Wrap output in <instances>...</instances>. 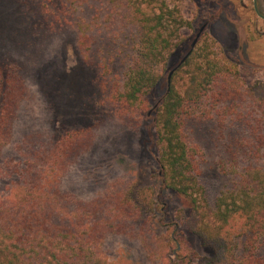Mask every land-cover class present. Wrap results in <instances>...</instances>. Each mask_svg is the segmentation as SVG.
I'll return each instance as SVG.
<instances>
[{"label":"rangeland","instance_id":"obj_1","mask_svg":"<svg viewBox=\"0 0 264 264\" xmlns=\"http://www.w3.org/2000/svg\"><path fill=\"white\" fill-rule=\"evenodd\" d=\"M135 8L148 17L172 10L183 22L168 19L172 46L156 65L160 78L129 106L118 92L145 48ZM202 25L191 62L204 68L201 94L188 95L193 66L171 79L185 97L182 135L202 190L194 206L162 183L155 118L169 71ZM0 66L11 79L0 200L23 194L24 168L41 172L58 154L49 191L65 209L55 220L65 212L67 223L100 221L104 264H216L218 256L264 264V223L259 237L239 222L226 236L210 211L243 176L264 180V20L252 0H0ZM95 201L102 209L90 211Z\"/></svg>","mask_w":264,"mask_h":264},{"label":"trees","instance_id":"obj_2","mask_svg":"<svg viewBox=\"0 0 264 264\" xmlns=\"http://www.w3.org/2000/svg\"><path fill=\"white\" fill-rule=\"evenodd\" d=\"M135 11L139 14L140 22L143 23L145 48L140 52L133 69L127 75L123 91L118 92L121 102L129 106L137 104V101L149 93L160 78L156 65L159 61L167 60L172 46L171 37L174 29H168L166 24L168 19L171 18L173 23L177 21V26L183 22L179 17L173 16L172 10L166 11V15L162 11L154 17H148L144 12L140 13L138 8H135ZM152 19H155V24H151ZM157 25L161 27V31L155 30ZM194 56L195 49H192L186 60L171 76L172 79L175 74L182 71L183 67L193 66L188 81L189 97L199 96L202 90V80H198V74L203 73L204 68L191 64ZM210 67L212 68L207 77H213L216 72L214 65ZM233 67L232 63L228 69ZM171 79L155 118L158 163L163 185L190 198L195 206L199 196L202 195V190L193 172L191 150L188 149L182 135L181 117L185 110V97L171 83ZM9 83H11L10 77L0 66V152L6 140L2 131L5 125L4 118L10 111V104L7 102ZM54 156V160H50V166L42 168L41 172L35 170L38 175L35 171L24 168L23 177L31 178L23 184L24 190L20 197L9 199L7 202L0 200V264H104L100 259L97 240L98 234L102 231L100 230L102 228L97 227L100 221L92 228L81 221L67 223L71 214L65 212L58 217L59 222L55 220L56 211L65 208L49 191L51 174L53 177L59 170L55 167L59 155ZM240 181L235 188L222 191L217 196L215 206L210 210L211 216L215 222H220L219 225L226 236L236 232L235 225L239 222L240 230L245 229L251 234L250 236L256 238L263 231L261 226L264 223V180L258 182L253 180L250 184L243 176ZM101 204L100 201L90 204V211L102 209ZM120 205L123 209L132 207L126 202ZM80 208L82 210L80 209L79 212L86 213V207L80 206ZM110 209L118 208L113 204L108 208L109 211ZM82 217L80 214L79 219ZM201 235L205 243L214 241L206 238L204 234ZM249 257L245 264H257L251 256ZM216 259V264L226 261L223 256H218Z\"/></svg>","mask_w":264,"mask_h":264},{"label":"water","instance_id":"obj_3","mask_svg":"<svg viewBox=\"0 0 264 264\" xmlns=\"http://www.w3.org/2000/svg\"><path fill=\"white\" fill-rule=\"evenodd\" d=\"M253 7H254V10L256 12V14L264 19V13L260 10L259 6H258V0H253ZM204 29V26L200 27L199 31L197 32L195 38L192 40L191 42V45H190V49L188 50V52H186V54L181 58V60L179 61V63L169 71L168 75H167V84L170 83V79H171V76H172V73L174 72V70L180 66L185 60L186 58L189 56L191 50L194 48L199 36H200V33L201 31Z\"/></svg>","mask_w":264,"mask_h":264},{"label":"flooded vegetation","instance_id":"obj_4","mask_svg":"<svg viewBox=\"0 0 264 264\" xmlns=\"http://www.w3.org/2000/svg\"><path fill=\"white\" fill-rule=\"evenodd\" d=\"M258 6H259V8H260V10L262 11V9H261V6H260V0H258ZM252 9H253V11H254V13L256 14V12H255V10H254V7H253V0H252ZM263 12V11H262ZM264 13V12H263ZM256 16H258L257 14H256ZM259 17V16H258ZM260 18V17H259ZM262 19V18H261ZM262 20H264V19H262ZM202 26H204L205 27V25H202ZM201 26V27H202ZM203 31V30H202ZM201 31V32H202ZM201 34V33H200ZM191 45V44H190ZM190 49V48H189ZM188 49V50H189ZM188 52V51H187ZM173 69V68H172Z\"/></svg>","mask_w":264,"mask_h":264}]
</instances>
